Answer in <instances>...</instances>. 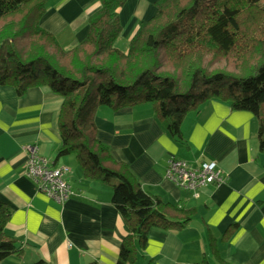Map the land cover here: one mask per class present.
Masks as SVG:
<instances>
[{
	"label": "crops",
	"instance_id": "crops-1",
	"mask_svg": "<svg viewBox=\"0 0 264 264\" xmlns=\"http://www.w3.org/2000/svg\"><path fill=\"white\" fill-rule=\"evenodd\" d=\"M159 0H126L118 9L121 30L115 45L126 51L139 24ZM99 0H48L39 25L64 48L81 42ZM62 97L47 87L17 94L0 84V201L11 210L6 233L17 239L20 255L0 264H115L126 226L111 201L110 186L83 176L70 158H55L60 144L58 116ZM97 138L124 162L142 188L164 201L193 209L180 228H152L133 262L126 264H264V162L258 149L257 120L247 110L231 109L212 98L181 123L186 144L176 142L148 105L95 112ZM26 144H34L53 166L69 167L75 195L58 203L37 190L25 174ZM171 158L192 164L215 161L222 182L194 193L165 176ZM76 160V159H75ZM136 242V239L133 238Z\"/></svg>",
	"mask_w": 264,
	"mask_h": 264
},
{
	"label": "trees",
	"instance_id": "trees-1",
	"mask_svg": "<svg viewBox=\"0 0 264 264\" xmlns=\"http://www.w3.org/2000/svg\"><path fill=\"white\" fill-rule=\"evenodd\" d=\"M47 1L0 0V84L17 94L43 86L62 97L55 158L73 154L85 178L111 187L127 232L115 264L133 262L152 228H180L193 209L145 191L97 138L95 112L148 104L172 138L186 144L185 116L220 99L255 116L264 162V0H159L126 51L115 45L126 0H99L87 36L70 48L39 25ZM10 214L0 201V261L21 253L5 231Z\"/></svg>",
	"mask_w": 264,
	"mask_h": 264
},
{
	"label": "built area",
	"instance_id": "built-area-1",
	"mask_svg": "<svg viewBox=\"0 0 264 264\" xmlns=\"http://www.w3.org/2000/svg\"><path fill=\"white\" fill-rule=\"evenodd\" d=\"M24 148L27 151L25 174L34 182L38 191L58 203H63L76 194L69 182L68 166L51 165L34 144H26ZM165 176L176 185L194 193L205 185H218L223 179L221 168L215 161L192 164L178 158L168 160Z\"/></svg>",
	"mask_w": 264,
	"mask_h": 264
},
{
	"label": "rangeland",
	"instance_id": "rangeland-1",
	"mask_svg": "<svg viewBox=\"0 0 264 264\" xmlns=\"http://www.w3.org/2000/svg\"><path fill=\"white\" fill-rule=\"evenodd\" d=\"M63 46H64V45H63ZM65 156L67 157V155H65ZM65 156H64V157H65ZM68 157L70 158V160H69L70 162H71V159H72V161H74V163L76 164L75 156H73V154L69 155ZM76 165H77V164H76Z\"/></svg>",
	"mask_w": 264,
	"mask_h": 264
}]
</instances>
